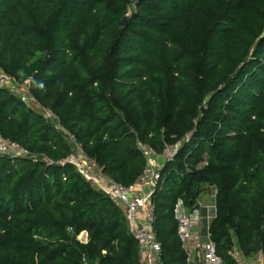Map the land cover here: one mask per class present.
Instances as JSON below:
<instances>
[{"label": "trees", "instance_id": "16d2710c", "mask_svg": "<svg viewBox=\"0 0 264 264\" xmlns=\"http://www.w3.org/2000/svg\"><path fill=\"white\" fill-rule=\"evenodd\" d=\"M0 69L57 118L0 85V136L38 157L0 155V264L137 263L61 128L123 185L140 144L178 145L152 196L162 264H186L173 208L206 191L222 264L264 254V0H0Z\"/></svg>", "mask_w": 264, "mask_h": 264}, {"label": "built area", "instance_id": "2783aa9c", "mask_svg": "<svg viewBox=\"0 0 264 264\" xmlns=\"http://www.w3.org/2000/svg\"><path fill=\"white\" fill-rule=\"evenodd\" d=\"M0 85L16 93L27 105L28 101H34L40 106V111L46 119L57 123L56 115L51 110L43 108L32 98L27 84L17 82L1 69ZM61 129L71 145V153L66 162L73 165L75 170L93 188L105 193L124 210L129 232L137 242L138 260L136 264H162V247L154 232L155 215L152 196L161 181L160 170L165 161L175 155L178 145H165L162 150L157 151L150 146L140 144L139 147L146 160L144 170L132 184L123 185L103 174L96 161L85 152L74 135L64 128ZM0 155L30 157L34 161L38 159L19 143L2 136H0ZM202 207L203 203L186 206L181 199H178L173 208V214L177 221V234L186 252V264H222L214 243L209 239V224L206 227V237L203 238L201 234ZM206 208L208 209L207 206ZM210 217V215L206 216L207 219ZM230 256L234 264H264L262 252L246 257L234 246L230 250Z\"/></svg>", "mask_w": 264, "mask_h": 264}, {"label": "rangeland", "instance_id": "374dc122", "mask_svg": "<svg viewBox=\"0 0 264 264\" xmlns=\"http://www.w3.org/2000/svg\"><path fill=\"white\" fill-rule=\"evenodd\" d=\"M28 105L29 106H32L34 109L38 110L39 112H41V108L39 105H37L34 101H28ZM55 123V122H54ZM62 131V129H61ZM65 135V134H64ZM67 138V137H66ZM68 140V139H67ZM213 193L211 191H206L204 193H202L199 197V201L200 203H203V210H201V213L202 215L204 216V214H206V205L210 206V215L212 216L213 212H214V198L212 197ZM206 217L204 216L203 217V220L202 222L200 223V231H201V234L203 236V238L206 237V233H207V230H206V227H207V223H206ZM78 239L79 240H84L83 239V233H81L79 236H78Z\"/></svg>", "mask_w": 264, "mask_h": 264}, {"label": "crops", "instance_id": "0c3cea01", "mask_svg": "<svg viewBox=\"0 0 264 264\" xmlns=\"http://www.w3.org/2000/svg\"><path fill=\"white\" fill-rule=\"evenodd\" d=\"M212 197L214 198V194L212 195ZM196 203H200L199 198L197 199ZM206 206L208 207V209L206 208V210H205V211H206V214H204L205 217H206L207 215H210V213H211V212H210V207H209L208 205H206ZM202 210H203V208H202ZM213 215H214V212H213L212 216L210 215V216H211L210 219H207V218H206V221H207L206 223H207V225L209 224V222H210L211 219L213 218ZM202 216H203V215H202ZM204 216H203V217H204ZM85 240H86V239H85Z\"/></svg>", "mask_w": 264, "mask_h": 264}, {"label": "water", "instance_id": "95a60500", "mask_svg": "<svg viewBox=\"0 0 264 264\" xmlns=\"http://www.w3.org/2000/svg\"><path fill=\"white\" fill-rule=\"evenodd\" d=\"M126 19H127V16L125 15V16L121 19L120 24L123 25V24L125 23ZM193 229H196V228H193ZM82 233H83V239H86V233H85V232H82ZM82 241H83V240H82Z\"/></svg>", "mask_w": 264, "mask_h": 264}]
</instances>
